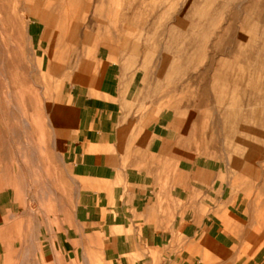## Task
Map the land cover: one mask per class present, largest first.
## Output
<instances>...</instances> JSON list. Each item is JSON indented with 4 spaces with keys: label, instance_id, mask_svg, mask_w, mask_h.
<instances>
[{
    "label": "rangeland",
    "instance_id": "obj_1",
    "mask_svg": "<svg viewBox=\"0 0 264 264\" xmlns=\"http://www.w3.org/2000/svg\"><path fill=\"white\" fill-rule=\"evenodd\" d=\"M94 44L143 77L139 113L170 109L191 155L264 201V0H0V264L34 263L71 214L66 92Z\"/></svg>",
    "mask_w": 264,
    "mask_h": 264
},
{
    "label": "crops",
    "instance_id": "obj_2",
    "mask_svg": "<svg viewBox=\"0 0 264 264\" xmlns=\"http://www.w3.org/2000/svg\"><path fill=\"white\" fill-rule=\"evenodd\" d=\"M92 46L89 80L66 92L63 160L77 194L32 264H264V201L254 205L249 178L191 155L170 109L139 113L143 77Z\"/></svg>",
    "mask_w": 264,
    "mask_h": 264
}]
</instances>
